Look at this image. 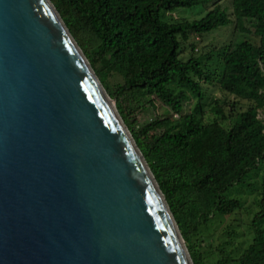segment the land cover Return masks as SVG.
Listing matches in <instances>:
<instances>
[{"label": "water", "instance_id": "1", "mask_svg": "<svg viewBox=\"0 0 264 264\" xmlns=\"http://www.w3.org/2000/svg\"><path fill=\"white\" fill-rule=\"evenodd\" d=\"M50 0H0V264H193Z\"/></svg>", "mask_w": 264, "mask_h": 264}, {"label": "trees", "instance_id": "2", "mask_svg": "<svg viewBox=\"0 0 264 264\" xmlns=\"http://www.w3.org/2000/svg\"><path fill=\"white\" fill-rule=\"evenodd\" d=\"M50 2L115 102L165 197L193 264H201L193 237L213 219L240 211L242 199L228 194L250 187L249 177L264 171V116L259 117L264 112V0H232L233 20L214 1L200 19L175 22L167 21L165 15L207 6L211 0ZM230 25L237 40L216 53L221 67L218 76L203 57L181 60L182 44L192 35ZM249 29L256 41L246 36ZM101 63L104 69H99ZM110 73L119 75L122 82L110 87ZM215 79L233 101L222 106L214 100L210 111L218 120L229 122L228 128L218 120L204 123L202 84L212 85ZM191 99L193 106L185 112L184 104ZM155 101L168 108L171 117H157L138 130L127 110L145 105L155 110ZM255 204L250 241L242 250L227 241L218 250L216 264H264V178ZM226 236L232 237L229 232Z\"/></svg>", "mask_w": 264, "mask_h": 264}, {"label": "rangeland", "instance_id": "3", "mask_svg": "<svg viewBox=\"0 0 264 264\" xmlns=\"http://www.w3.org/2000/svg\"><path fill=\"white\" fill-rule=\"evenodd\" d=\"M214 1H218V5L224 9L228 16L233 20L232 16V0H211L207 6H198L193 9L188 10H178L174 13H168L165 18L169 22L175 21H193L195 19H200L203 17L207 11L211 9V4ZM250 30V29H249ZM237 32L234 31V25H230L226 28H219L216 31L207 33L204 35H192L186 44H182V50L180 53V58L186 61L190 56L203 57L205 64H208V69L214 71V76L219 75V59L216 54L219 50L224 47L233 44L237 40ZM249 39L256 41L253 36L252 31L248 35ZM194 51H192V48ZM210 55L209 58L207 57ZM105 64L99 66V69H104ZM122 80L119 75L115 73H110L107 83L110 87H114L121 83ZM202 89L205 94L204 100V123L209 124L218 120L217 115L210 111L213 105V101H220L223 106L225 101H233V97L224 94L218 84L217 80L213 81L212 85L202 84ZM194 101L191 99L184 104V111L188 112ZM115 104V103H114ZM156 109L153 110L150 106L145 105V108H139L135 111L127 110L131 119H134L136 128L139 130L146 124L153 121L155 118H166L171 117V112L168 108L163 106L159 101H155ZM245 108V104H242ZM226 108L222 110L227 111ZM263 113V114H262ZM259 114L260 118H263L264 112ZM224 128L229 127V122L218 120ZM264 178V171H259L252 174L249 177L250 187H241L233 189L228 195L230 197H238L242 199L243 206L237 213L227 216L213 219L212 223L208 228H200L198 233L192 239V246L197 258L201 264H216L219 260V252L221 248L224 247L227 241L232 242L234 249L242 250L244 246L251 239L250 231V221L257 211L255 202L257 201V191L259 189V184ZM255 185V186H253ZM229 232L232 237L228 239L226 233ZM228 249V247L226 246Z\"/></svg>", "mask_w": 264, "mask_h": 264}]
</instances>
